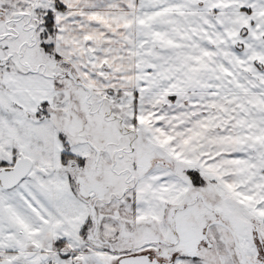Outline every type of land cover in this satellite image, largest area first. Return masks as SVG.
Listing matches in <instances>:
<instances>
[{"label":"snow or ice","instance_id":"6c2138e0","mask_svg":"<svg viewBox=\"0 0 264 264\" xmlns=\"http://www.w3.org/2000/svg\"><path fill=\"white\" fill-rule=\"evenodd\" d=\"M0 264H264V0H0Z\"/></svg>","mask_w":264,"mask_h":264}]
</instances>
